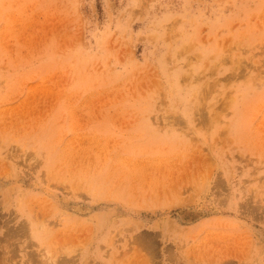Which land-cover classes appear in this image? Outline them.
I'll return each instance as SVG.
<instances>
[{
  "label": "rangeland",
  "instance_id": "1",
  "mask_svg": "<svg viewBox=\"0 0 264 264\" xmlns=\"http://www.w3.org/2000/svg\"><path fill=\"white\" fill-rule=\"evenodd\" d=\"M0 264H264V0H0Z\"/></svg>",
  "mask_w": 264,
  "mask_h": 264
},
{
  "label": "bare ground",
  "instance_id": "2",
  "mask_svg": "<svg viewBox=\"0 0 264 264\" xmlns=\"http://www.w3.org/2000/svg\"><path fill=\"white\" fill-rule=\"evenodd\" d=\"M186 214V213H185ZM193 215V214H192ZM188 216H189V214H188Z\"/></svg>",
  "mask_w": 264,
  "mask_h": 264
}]
</instances>
